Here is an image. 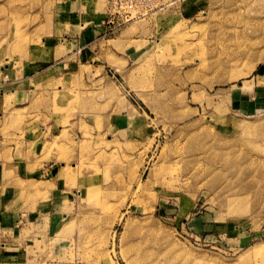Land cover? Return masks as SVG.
I'll return each instance as SVG.
<instances>
[{"label": "rangeland", "instance_id": "1", "mask_svg": "<svg viewBox=\"0 0 264 264\" xmlns=\"http://www.w3.org/2000/svg\"><path fill=\"white\" fill-rule=\"evenodd\" d=\"M143 6L0 0V264H264V0Z\"/></svg>", "mask_w": 264, "mask_h": 264}, {"label": "built area", "instance_id": "2", "mask_svg": "<svg viewBox=\"0 0 264 264\" xmlns=\"http://www.w3.org/2000/svg\"><path fill=\"white\" fill-rule=\"evenodd\" d=\"M147 0H106L103 25L108 32H116L137 17Z\"/></svg>", "mask_w": 264, "mask_h": 264}, {"label": "crops", "instance_id": "3", "mask_svg": "<svg viewBox=\"0 0 264 264\" xmlns=\"http://www.w3.org/2000/svg\"><path fill=\"white\" fill-rule=\"evenodd\" d=\"M90 14H92V13L90 12ZM97 16L99 17V19H98V20H99V24L101 23V24L103 25L102 22H103V19H104V17H105V14H104V13H101L100 15L98 14ZM100 28H102V33H104V32L107 31L106 26H104V25H103V26L100 25ZM0 93H1V92H0ZM0 96L2 97L3 95L0 94ZM1 117H2V116L0 115V118H1ZM34 136H36V135H34ZM10 148H14V147L11 146ZM3 163H4V161L1 160V161H0V165H2ZM24 164H25V163H24ZM22 165H23V163H20V168H21V170H22ZM24 166H25V165H24ZM46 166H47V165L44 164L43 167H42V169L39 171V172L42 173V176H43V175L47 176V175H48L47 173H48V172L50 173V169H49V167H46ZM12 167H13V165H12ZM45 167H46V168H45ZM39 176H40V175H39ZM22 180L27 181V180H33V179H27V178H26V179H22ZM41 181L44 182L43 180H41ZM46 181H47V180H46ZM8 207L10 208V206H8ZM9 208H8V209H9ZM0 214H1L0 217H4V220H5L6 217H11V216L15 217L17 214H22V213H19V212H15V211H14V212H1ZM29 216H31V215H29ZM30 218H31V217H30ZM30 218L27 217V220H26V219H25V220L28 222V219H30ZM27 222H26V223H27ZM19 230H20V229H16L15 231H19Z\"/></svg>", "mask_w": 264, "mask_h": 264}]
</instances>
